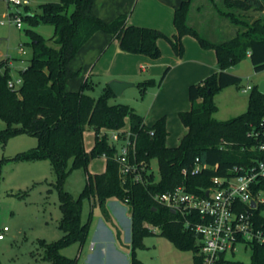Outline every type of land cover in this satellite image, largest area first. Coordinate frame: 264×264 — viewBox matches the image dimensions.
Here are the masks:
<instances>
[{"label":"trees","instance_id":"trees-1","mask_svg":"<svg viewBox=\"0 0 264 264\" xmlns=\"http://www.w3.org/2000/svg\"><path fill=\"white\" fill-rule=\"evenodd\" d=\"M194 1L183 0L175 8L176 32L172 36L154 27L130 24L126 13L107 22L93 12L95 0L45 2L39 5L40 11H31L30 5L26 4L24 15L17 10L30 25L26 33L31 38L28 44L32 55L27 66L19 70L17 77L22 83L17 87L9 86V80L15 78L9 58L0 60V117L6 122V127L0 129V141L5 143L11 135L21 133L36 136L38 146L14 158L49 159L57 171L63 213L61 227L65 235L56 242H41L51 264H78V258L62 254L60 249L72 242L83 245L88 238L90 220L82 221L83 200L93 198L107 213L104 203L110 197L129 203L134 263L143 264L136 257V249L144 245L145 236L154 233L148 226L150 224L160 227L161 234L177 247L194 250V264H201L197 255L199 238L193 230L185 227L189 216L159 204L154 194L184 185L188 191L205 195L204 189L213 184L214 176L242 173L264 159V152L259 148L264 140V93L259 91V85L252 86L249 106L244 113L227 120L213 117L217 109L215 95L227 86H241L242 77L229 71L232 66L250 58L256 71L264 70V0H207L216 13L236 27L228 38L215 41L205 37L190 22ZM71 7L74 8L70 11ZM251 10L260 15L252 16ZM41 23L54 26L52 36L47 38L35 29ZM100 30L111 33L122 51L142 53L154 59L162 55L160 38H165L175 53L183 56L186 35L196 38L203 48L216 52L218 71L189 86L191 108L179 114L187 132L177 146L167 145L166 116L147 125L143 116L129 104L110 102L116 94L109 84L98 98L88 92L94 88L88 79L78 90L68 88V81L80 74L79 70L72 68V59ZM168 69L158 81L152 79L139 83L142 93L150 85L161 84ZM87 127L95 130V144L91 151H87L84 144ZM128 127L138 135L137 159L146 166L142 171L144 181L136 182L131 176L125 183L122 181L120 166L115 159L117 146L107 134ZM104 153L107 154L105 171L89 173L87 185L78 198L63 189L70 172V160L71 168L87 169L95 156ZM197 157L202 164L201 172L185 175L183 170L191 169ZM154 158L158 159L159 176L152 169ZM258 186L264 188V177ZM255 217L257 226L264 230V215L257 211ZM250 245L252 264H264V243L256 241Z\"/></svg>","mask_w":264,"mask_h":264},{"label":"rangeland","instance_id":"rangeland-1","mask_svg":"<svg viewBox=\"0 0 264 264\" xmlns=\"http://www.w3.org/2000/svg\"><path fill=\"white\" fill-rule=\"evenodd\" d=\"M58 0H31L30 10L40 11L39 5L45 2H56ZM221 2V0H217ZM198 9H197V8ZM74 7L70 8V11ZM19 10L22 15L26 13L25 5L16 6L8 0H0V21L7 20L10 12L15 15ZM252 16H258V11H250ZM190 22L194 24L201 33L212 40H224L235 31L236 27L227 19L216 13L212 4L207 0H195L194 8L190 14ZM30 25L23 20V27L15 24H0V59L9 58L13 62L12 73L16 77L19 70L23 69L32 55L30 36L26 29ZM45 37L54 33V26L41 23L35 27ZM185 44V43H184ZM23 46L26 54L22 55L20 47ZM174 54L178 57L173 51ZM229 71L242 77L241 86L230 85L215 95L217 109L213 117L218 120H227L244 113L249 106L251 89L244 91L248 85H260L264 82V70L256 71L250 58H246L232 66ZM179 73V71H177ZM141 73L135 77L132 86L127 87L120 95L111 98L112 104L125 103L134 107L138 112L145 114L148 103L152 98V92L156 87H150L147 92L142 93L139 81L145 77ZM175 75V73H174ZM110 73L90 74L89 82L94 88L88 92L95 98L103 94L105 86L113 79ZM140 78V79H139ZM159 79V78H158ZM172 98L171 95L166 96ZM175 99L168 101V106H173ZM170 112L173 118L170 130L166 138L167 145L177 146L180 138L187 132L179 115ZM6 127V122L0 117V129ZM129 128V127H128ZM85 148L91 151L95 144V130L87 127L85 131ZM38 146V138L28 133L11 135L5 143L0 141V228L8 226L5 239L0 240V263L1 264H51L45 257L46 247L41 242L45 240L52 243L61 240L65 230L61 227L62 210L60 207V187L58 185V174L49 159H15L18 154L28 153ZM72 161L68 163V173L63 189L69 191L78 198L88 182V174L101 173L106 169L104 156H95L89 163L87 169L84 167L71 168ZM156 176H159L158 159L151 162ZM129 204L128 202L124 201ZM99 205H92L89 198H84L82 206V221L95 219ZM154 233L144 237L143 246L136 249V257L143 264H194L195 251L192 249H181L169 238L161 234L160 227L148 225ZM109 239L107 256L97 248L95 251L89 249V243L81 246L72 242L63 246L60 252L71 258H78V264H86V258L100 260L103 264H125V251L131 255L126 240L130 237V230L125 231L124 243L114 242L116 232L107 231ZM234 252L227 253L229 262L226 264H252L253 250L251 245L239 242ZM105 259V260H104ZM105 261V262H104ZM138 264V263H134Z\"/></svg>","mask_w":264,"mask_h":264},{"label":"crops","instance_id":"crops-1","mask_svg":"<svg viewBox=\"0 0 264 264\" xmlns=\"http://www.w3.org/2000/svg\"><path fill=\"white\" fill-rule=\"evenodd\" d=\"M182 1L95 0L93 12L107 22L114 20L122 13H126L129 15L128 22L130 24L154 27L172 36L176 32L174 11ZM183 41L185 43V53L183 56L178 57L174 54L170 43L165 38H160L158 43L162 50V55L154 59L142 53L124 52L120 49L118 41L111 33L102 30L97 31L82 45L76 56L72 59V68L79 70L80 74L78 77L68 81V88L78 90L86 79L89 80L90 74L93 72L97 74L108 72L113 75L111 79L126 81H134L135 77H139L141 73H146L139 83L152 79L158 81L165 73L166 68L169 67L161 84L147 87L145 92L150 87H156L157 89L151 93L152 98L148 103L145 114L138 112L133 107L137 113L143 116L144 122L147 125H152L160 117L166 116L169 132L173 119L170 118L169 111L175 116V114L179 115L181 111L191 108L192 103L188 92L190 84L204 80L219 69L216 52L213 49L203 48L198 40L191 35L184 36ZM9 62L13 66L12 60L9 59ZM242 90L244 92V89ZM168 95H171L172 98H167L166 96ZM173 99H175L173 106H168V101ZM104 157L106 159V156ZM90 201L93 206L99 205L101 211H98L96 220L90 219L89 235L83 245H86L88 242L90 250L95 251L99 248L107 256V243L109 241L106 235L107 231L116 232L117 237L113 241L119 243H124L125 231L127 229L130 230L132 235L130 207L129 204L119 198L110 197L104 203L107 211L105 213L97 201L93 198ZM131 235L126 240L128 248H130L131 244ZM4 239L5 237L0 240ZM125 254H128L125 257V264H134L129 252L125 251ZM86 260V264H103V259L96 260L89 256Z\"/></svg>","mask_w":264,"mask_h":264},{"label":"built area","instance_id":"built-area-1","mask_svg":"<svg viewBox=\"0 0 264 264\" xmlns=\"http://www.w3.org/2000/svg\"><path fill=\"white\" fill-rule=\"evenodd\" d=\"M16 6L29 4V0H8ZM1 25L15 24L23 27L21 14L12 12L7 20H1ZM22 55L26 54L23 46ZM22 83L20 77L9 80L10 87H17ZM252 86L244 89L247 91ZM109 140L117 146L115 159L120 166V175L125 183L131 176L134 181H144L142 171L146 168L137 159L138 135L132 129L112 130L107 132ZM154 134V131H151ZM264 152V140L260 144ZM107 156L106 153L103 154ZM202 170L200 158L195 159L191 169H184L188 173L198 174ZM238 171V169H235ZM264 177V159L258 161L242 173L214 176L213 184L205 190V195L188 191L184 185L174 189L154 194L155 200L176 212L188 215L185 227L193 230L199 238L200 248L197 255L201 264H226L227 253L234 252L239 242L247 245L264 243V230L256 224V212L264 215V188L258 186ZM254 201V203H253ZM194 216L197 219H192ZM8 226L0 228V239L5 237Z\"/></svg>","mask_w":264,"mask_h":264},{"label":"water","instance_id":"water-1","mask_svg":"<svg viewBox=\"0 0 264 264\" xmlns=\"http://www.w3.org/2000/svg\"><path fill=\"white\" fill-rule=\"evenodd\" d=\"M132 85H133V82L121 80V79H113L109 82V86L111 87V89L114 91L116 95L122 94L127 87L132 86ZM259 91L264 93V82L259 85ZM172 210L176 212L175 209H172Z\"/></svg>","mask_w":264,"mask_h":264}]
</instances>
